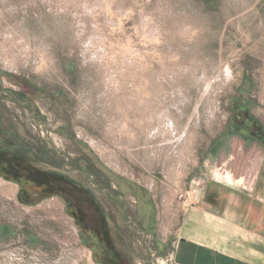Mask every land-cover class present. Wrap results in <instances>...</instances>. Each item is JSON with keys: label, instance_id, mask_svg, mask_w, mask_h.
<instances>
[{"label": "rangeland", "instance_id": "rangeland-1", "mask_svg": "<svg viewBox=\"0 0 264 264\" xmlns=\"http://www.w3.org/2000/svg\"><path fill=\"white\" fill-rule=\"evenodd\" d=\"M254 130L264 0H0L1 146L48 150L56 165L33 169L87 181L85 159L110 176L118 191L100 196L123 264H176L184 209L208 180L250 187ZM19 192L0 177V264H102L63 198L24 205Z\"/></svg>", "mask_w": 264, "mask_h": 264}, {"label": "crops", "instance_id": "crops-1", "mask_svg": "<svg viewBox=\"0 0 264 264\" xmlns=\"http://www.w3.org/2000/svg\"><path fill=\"white\" fill-rule=\"evenodd\" d=\"M252 142L241 155H255ZM256 157L259 171L249 188L208 180L188 201L172 250L177 264H264V151Z\"/></svg>", "mask_w": 264, "mask_h": 264}, {"label": "flooded vegetation", "instance_id": "flooded-vegetation-1", "mask_svg": "<svg viewBox=\"0 0 264 264\" xmlns=\"http://www.w3.org/2000/svg\"><path fill=\"white\" fill-rule=\"evenodd\" d=\"M241 125L243 124H236L235 127L237 129L245 127V125ZM246 138V140H252L258 145L264 144V132L254 130L249 132ZM77 166L74 170L75 173L83 177L88 176L89 180L82 181L78 177H72V173H63L75 182L63 184L59 197L67 202L68 211L73 214L82 235L85 239H89L90 245L88 246L92 249L94 256L102 261V264H123L125 260L123 258L120 260L107 248L109 243L115 247L110 237L109 226V221L113 217L100 196L104 193L113 197L118 190L112 185L110 176L104 177L106 180L104 179L105 183H102V179L96 174L97 168L90 161L81 159ZM94 183H98V186Z\"/></svg>", "mask_w": 264, "mask_h": 264}, {"label": "trees", "instance_id": "trees-1", "mask_svg": "<svg viewBox=\"0 0 264 264\" xmlns=\"http://www.w3.org/2000/svg\"><path fill=\"white\" fill-rule=\"evenodd\" d=\"M7 136L12 140H16L13 135L7 133ZM5 143L6 146H1L0 143V177H4L20 185L18 196L24 205H36L46 198L61 196L62 185L75 182L56 170L42 171L29 167V164L35 162L56 165L49 161L47 156L48 150L45 149L39 153V157L30 159L19 151L8 149L9 146H13L12 142L5 140ZM70 215L74 217L72 213ZM11 236L10 234L8 238ZM84 240L87 245H90L89 239L84 238ZM107 248L117 258L122 260V255L117 251L116 247L112 246V243H109Z\"/></svg>", "mask_w": 264, "mask_h": 264}, {"label": "built area", "instance_id": "built-area-1", "mask_svg": "<svg viewBox=\"0 0 264 264\" xmlns=\"http://www.w3.org/2000/svg\"><path fill=\"white\" fill-rule=\"evenodd\" d=\"M186 196L185 195H183V193L182 194H180V201H182L184 198H185ZM172 256H173V254H172ZM173 260H174V262H175V259L173 258ZM177 264V263H176Z\"/></svg>", "mask_w": 264, "mask_h": 264}]
</instances>
